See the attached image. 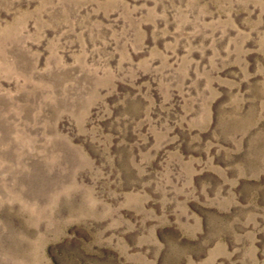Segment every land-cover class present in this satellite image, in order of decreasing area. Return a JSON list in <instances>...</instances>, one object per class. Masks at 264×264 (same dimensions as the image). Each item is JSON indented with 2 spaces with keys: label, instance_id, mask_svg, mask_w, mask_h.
Here are the masks:
<instances>
[{
  "label": "rangeland",
  "instance_id": "obj_1",
  "mask_svg": "<svg viewBox=\"0 0 264 264\" xmlns=\"http://www.w3.org/2000/svg\"><path fill=\"white\" fill-rule=\"evenodd\" d=\"M0 264H264V0H0Z\"/></svg>",
  "mask_w": 264,
  "mask_h": 264
}]
</instances>
